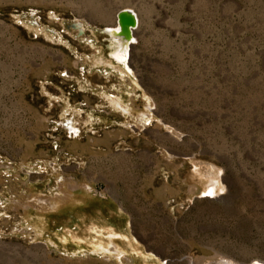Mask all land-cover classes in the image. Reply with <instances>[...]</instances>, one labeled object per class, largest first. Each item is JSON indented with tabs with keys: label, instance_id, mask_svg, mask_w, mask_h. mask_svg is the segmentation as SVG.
<instances>
[{
	"label": "rangeland",
	"instance_id": "rangeland-1",
	"mask_svg": "<svg viewBox=\"0 0 264 264\" xmlns=\"http://www.w3.org/2000/svg\"><path fill=\"white\" fill-rule=\"evenodd\" d=\"M112 233L131 264L264 262V0H0V264H118Z\"/></svg>",
	"mask_w": 264,
	"mask_h": 264
},
{
	"label": "bare ground",
	"instance_id": "bare-ground-1",
	"mask_svg": "<svg viewBox=\"0 0 264 264\" xmlns=\"http://www.w3.org/2000/svg\"><path fill=\"white\" fill-rule=\"evenodd\" d=\"M131 8V7H130ZM133 9V8H132ZM135 12L136 10L133 9ZM137 13V12H136ZM137 16H138V21L140 22V18H139V15L137 13ZM81 22V21H80ZM81 25H82V22H81ZM106 28H109L111 31H108L109 33L112 34V40L114 42V45H113V52H112V55L114 56V58H116L119 62H124L127 66H128V63H127V59L129 57V51H130V47L133 45V43L135 42V29H133V35L131 36V38H126V37H123L121 34H120V25L118 24L117 22V18H116V24L115 25H112V26H106ZM129 67V66H128ZM118 106H122V104L120 102L117 103ZM146 114V113H144ZM73 123H71V121H68L67 125L68 127L71 129V131L73 133H76L78 131V128L75 127L74 125H72ZM219 182L217 181L216 178H213L212 179V182L210 183V185H208V188H206V190L204 191V195H206L207 197H214L218 192V184ZM219 194V193H218ZM115 236V233H112L110 235V241L113 245H109V246H104V245H101L99 246V248H97L96 250H99V251H108L110 253H114L116 254V257H118L120 259V261L118 262V264H131V263H126L122 260L123 258V254H124V251H122L119 247H117V245L114 244L113 242V237ZM110 243V244H111ZM119 254V255H118ZM223 259V258H222ZM233 260V259H232ZM229 259L227 260H223V261H220L222 262V264H238L234 261H232ZM191 263L193 264H200L198 261H195L193 259H190ZM208 262V261H207ZM214 262V260L212 261ZM217 262V261H216ZM210 263V261L208 262ZM203 264V263H202ZM206 264V263H205ZM220 264V263H218ZM250 264V263H248ZM253 264H264V262H261L258 261V260H255V262Z\"/></svg>",
	"mask_w": 264,
	"mask_h": 264
},
{
	"label": "water",
	"instance_id": "water-1",
	"mask_svg": "<svg viewBox=\"0 0 264 264\" xmlns=\"http://www.w3.org/2000/svg\"><path fill=\"white\" fill-rule=\"evenodd\" d=\"M117 22L121 27L120 34L126 38H131V36L133 35V31H134L133 29H135L139 25L137 13L130 7H122L118 10ZM73 26L79 27L80 33L84 32V29L82 28L80 21L74 22ZM105 31L108 32L111 30L109 28H105ZM109 35L111 38L112 34L109 33Z\"/></svg>",
	"mask_w": 264,
	"mask_h": 264
},
{
	"label": "flooded vegetation",
	"instance_id": "flooded-vegetation-1",
	"mask_svg": "<svg viewBox=\"0 0 264 264\" xmlns=\"http://www.w3.org/2000/svg\"><path fill=\"white\" fill-rule=\"evenodd\" d=\"M122 69V68H121ZM123 70V69H122ZM125 72V70H123ZM111 101L117 105L118 102H120L123 106V110L125 111H130V107L128 105H124V103H122L118 98H115V97H111ZM118 106V105H117ZM121 107V106H120ZM218 181V180H217ZM41 204H43L42 202H40ZM111 235V234H110ZM119 255V254H118ZM125 255V254H124ZM118 258V257H117Z\"/></svg>",
	"mask_w": 264,
	"mask_h": 264
}]
</instances>
